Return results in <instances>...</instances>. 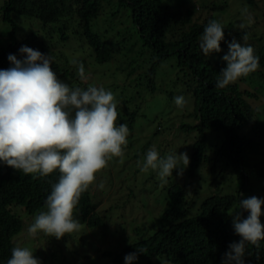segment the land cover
Wrapping results in <instances>:
<instances>
[{
    "label": "trees",
    "instance_id": "obj_1",
    "mask_svg": "<svg viewBox=\"0 0 264 264\" xmlns=\"http://www.w3.org/2000/svg\"><path fill=\"white\" fill-rule=\"evenodd\" d=\"M198 1L3 0L0 8L9 38L0 47V69L11 66L7 60L10 53L21 59L18 50L27 45L50 54L53 71L70 87L85 88L88 82H94L93 78L99 80L94 72L97 67L119 61L125 75L124 86H115L112 93H125L131 82L136 86L145 83L153 91L156 78L167 73L170 78L166 79L172 85L168 101L177 95V90L179 95L191 98L192 110L186 108L182 118L191 119L192 124L174 126L160 145L149 142L140 148V144L132 142L129 147L135 144V152L132 156L123 153L124 159L117 166L116 156L107 158L106 165H113L111 173L123 174L134 168L143 174L147 170L141 171V165L150 147L155 146L161 156L179 154L176 142L193 136L187 152L189 165L182 176H177L174 169L173 177L161 190L153 225L148 224L155 231L153 236L146 241L137 239L128 247L138 259L147 260L144 264H153L151 260L155 264L164 260L170 264H220L229 243L240 239L234 233L231 216L238 209L239 199L264 197V41L260 38L264 31H259L264 26L248 32L231 31L229 24H223L222 51L206 57L199 48L203 28L210 20H218V12L226 13L229 2L206 0L207 6L201 9ZM248 1L254 14L259 13L256 3ZM203 10L205 14L199 13ZM196 14L203 19H194ZM31 21L38 22L36 29L25 31ZM244 35L246 40L241 39ZM232 38L252 45L260 57V67L238 82L217 88L218 73L226 67L222 60L228 51L225 41ZM74 61L84 63L87 79H80ZM112 78L118 80L120 76ZM123 105L126 108L125 102ZM117 110L116 123H124L121 119L126 117L131 132L137 115L121 107ZM111 175L108 176L113 179ZM59 176L58 170L43 177L26 175L0 163V264H6L11 256V239L23 228L21 216L34 218L46 210V197ZM111 179L104 181L106 185L96 173L94 181L81 193L73 210L80 224L110 232L112 224L118 225L117 219L127 220L121 205L133 202L142 191L136 185L128 186L126 201L119 199L122 201L110 202L108 209H99L105 197L93 192L92 185L100 182L98 190L106 191ZM205 183L201 197L199 189ZM122 255L112 259L111 264H122ZM246 255V264H264V240L258 245L248 244ZM103 256L112 254L105 252Z\"/></svg>",
    "mask_w": 264,
    "mask_h": 264
},
{
    "label": "clouds",
    "instance_id": "obj_2",
    "mask_svg": "<svg viewBox=\"0 0 264 264\" xmlns=\"http://www.w3.org/2000/svg\"><path fill=\"white\" fill-rule=\"evenodd\" d=\"M243 11L247 14L248 23H252L251 14L247 9ZM218 20H210L200 36L199 48L206 57L213 52L222 51L220 42L225 39L223 25L225 23ZM245 26L241 23L240 29ZM32 28L35 30L36 26ZM3 38L9 42L7 35ZM241 39L246 40L247 36L244 35ZM225 42L228 51L222 56V60L226 67L219 71L215 82V87L221 89L241 77L250 76L260 67V57L255 54L252 45L242 43L236 38ZM5 45L0 44V47ZM18 52L21 59L10 53L7 60L11 66L0 69V163L26 175L38 174L43 177L59 171V179L52 185L51 192L46 197V210L37 214L32 221L26 219L25 228L28 226L26 232L30 237L43 233L59 239L64 234L71 233V239L66 243L60 241L56 249L65 253L64 256H75V250L71 247L72 238L73 231L79 230L80 220L74 218V207L78 204L81 193L94 181L95 174L97 173V176L102 174L100 170L105 167L107 158L123 155V146L127 145V138L131 132L127 122L116 123L117 101L110 90L96 86L99 83L95 82H92L94 86L85 88L70 87L53 71L50 54L27 45H22ZM74 63L80 79H87L84 63L81 61ZM173 99L181 108L186 103L183 95H177ZM129 113L137 114V111L135 109ZM134 152L135 149L132 154ZM189 163L190 158L186 152L161 156L153 146L144 154L141 171L156 170L160 181L166 184L168 178L173 177L174 169L177 176H182ZM109 173L112 174V178L114 177L109 170L106 175L104 174L105 182L111 179ZM128 186L135 188L132 180ZM116 188V191L121 190L120 197L116 196L112 200L126 201L128 189L124 188L123 181L118 183ZM136 189L139 190L137 187ZM111 191L113 189H108V193ZM239 196L243 197V193H239ZM128 203L133 209L139 208L134 200L125 204ZM262 205L264 197L251 196L239 199L238 209L231 216L234 233L240 239L229 243L220 264H246L247 245H258L264 240V224L261 223V218H264ZM157 207V204L153 207L155 213L157 210L154 209ZM147 219L149 217L143 218L142 223L136 224L133 229V220L117 221L118 225L112 224L110 232L103 228L91 229L83 225L92 232L93 237L99 229L101 234L104 232L101 238L98 235L94 237L99 243L98 264H111L112 259L118 258L121 254L123 255L119 260L122 264L147 263L143 257L138 259L136 252L128 251L129 245L134 244L137 239L146 241L153 236L155 231L149 226L152 227L153 224L151 220L145 222ZM23 228L16 236L23 233ZM16 236L11 239L12 244ZM45 244L48 247L47 253H51L52 245L47 241ZM91 245H94L93 242L88 246ZM125 251L127 253H124ZM105 252L111 253L112 256L104 257ZM87 258L84 255L81 263L96 264ZM151 262L155 264V260ZM6 264H42V261L35 257L29 248L14 245ZM71 264H76V259H73ZM160 264L170 262L164 260L160 261Z\"/></svg>",
    "mask_w": 264,
    "mask_h": 264
},
{
    "label": "rangeland",
    "instance_id": "obj_3",
    "mask_svg": "<svg viewBox=\"0 0 264 264\" xmlns=\"http://www.w3.org/2000/svg\"><path fill=\"white\" fill-rule=\"evenodd\" d=\"M223 1V0H218ZM229 2V7L226 8V13L218 12L217 17L222 23H228L230 25L231 31H240V30H247L248 32H253L254 28L256 27H262L264 26V0H253L254 3H256L257 10L259 13L254 14L251 8V4L248 0H227ZM3 4V0H0V8ZM198 5L201 9L205 8L207 6L206 0H199ZM254 5V4H253ZM244 9H247L248 13L252 16V23H248L247 20V14L244 13ZM201 14H205L204 10L202 12H199ZM222 13V14H221ZM216 17V16H215ZM198 21H201L203 18L199 17L198 14H196L195 18ZM229 21V22H228ZM36 23L35 21H31L28 23L25 31L27 29L33 30L32 27H35ZM244 23L246 26L243 29H240V24ZM32 26V27H31ZM8 30V26L1 22L0 19V44L5 45L6 40H4V36L6 35V32ZM260 32L264 30H259ZM20 33L21 30H20ZM19 33V34H20ZM22 35V34H20ZM260 38H263L264 41V33L260 35ZM262 46V45H261ZM115 62V63H114ZM122 63L119 61H112L108 65H101L97 67L95 72V77H97V81L93 78V81L95 83H99L96 86H103L106 88V90H111L115 86H121V88L124 86L123 81L125 79L124 72L122 71ZM95 68V67H94ZM91 71V69H89ZM97 75V76H96ZM119 77L118 80H114L112 77ZM166 77L170 76L166 73L165 76L163 74H160L159 77L156 78V89L154 88L153 91L151 89H148L143 83L142 85H134V82L130 83V85L126 88L125 93L117 95L116 91L114 94V97L117 101V109L118 107H121L125 109V111L128 113L130 111H133L135 108L137 111V120L135 122V125L133 127V130L131 131V134L128 136V143L127 146H123V153L127 152L129 156H132V149H135V144H132L130 147L129 145L132 142H137L140 144V148L143 147L145 144L151 142L152 145L154 144H163L164 141L168 138L169 132L171 128L174 126H178L180 123H187L192 124L191 119L189 118H182L183 114L186 112V108L192 110V104H191V98L188 95H183L186 99L185 105L182 107L184 108V111H182L181 107H178L174 103V99L168 101V93L170 90V87L172 86L170 84V80L166 79ZM239 80V79H238ZM238 80L236 82H238ZM240 86H242L243 82H239ZM87 86H94L90 82H88ZM138 92V93H137ZM177 95H179V91L177 90ZM177 95H174L177 96ZM173 97V98H174ZM123 102L126 103V108H124ZM118 111V110H117ZM189 111V110H188ZM126 117H123L121 121L127 122ZM118 120V116H117ZM131 139V140H130ZM216 139V138H215ZM193 142V136H191V139H188L184 141L182 138L181 140H178L176 142V150L178 152H189L190 146ZM137 144V145H138ZM129 147V148H128ZM124 157L119 156L116 157V166L119 161H122ZM112 163L108 162V164L102 168L100 171L102 174L98 175V179L100 182L105 181V175L110 170V167H113L111 165ZM130 168L128 169V171ZM186 170V169H185ZM184 170V171H185ZM113 172V179L108 184V189H113L110 193L106 192L104 189L103 191L98 190V186L100 182H94L92 185V191L96 194L98 193L100 196L102 195L104 198V201H102L99 204V209H108L110 207V202L112 201L116 196L120 197L119 191H116V185L123 181L124 188L127 189L128 185L132 182L136 185V187L142 191L139 198L134 200L136 204H138L139 208L133 209L129 207V204H123L121 207L124 208L123 216L127 219L126 221L129 222L130 220H133L132 222V229L135 227L136 224L142 223L141 221L143 218H148L145 220V222H149L153 219L154 211L153 207L157 203V200L160 198L161 189L163 190V187L168 183H162L160 181V178L157 174L156 170L148 169L146 172L138 173L136 172V169H132L127 173H120V172ZM105 174V175H104ZM131 175V176H130ZM107 185V184H106ZM206 187V183L201 185V188L199 189V194H201V197H203L204 192L203 188ZM128 191V190H127ZM144 193L146 196H144ZM152 197V198H151ZM107 200V201H106ZM146 206L142 205L145 204ZM120 208V206L118 207ZM22 221L24 222V228L23 233L16 236L13 240V244L15 246H21V247H27L29 250L33 252V255L37 258H39L42 261V264H71V261L73 259H76V264H82L81 260L82 257L85 255L87 256L88 260L91 262H95L98 264L97 261V248L99 246V243L97 240L94 239L95 236L102 237V232L99 229L98 232L93 234L92 232L88 231L85 226L80 224L79 230L73 231V240H72V248L75 250V256L73 255H66L63 254L61 251H57L56 247L59 245V242L66 243L71 239L70 234H64L61 238L57 239L54 236H48L43 233L38 234L35 237H30L27 235L26 229V219L29 221L34 220V218H28L21 216ZM74 218L77 219V217L74 214ZM118 222H122L121 219H117ZM135 222V223H134ZM125 224V223H124ZM131 229V231H132ZM130 229L128 228V231ZM18 240L20 241L18 243ZM45 241H47L51 247V253H47L48 247L45 244ZM91 242H93L94 245L88 246ZM88 246V247H87ZM73 250H71L72 252Z\"/></svg>",
    "mask_w": 264,
    "mask_h": 264
}]
</instances>
